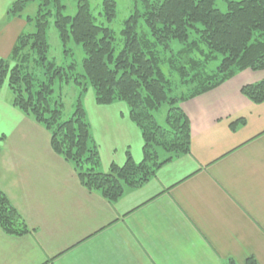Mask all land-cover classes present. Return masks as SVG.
Returning <instances> with one entry per match:
<instances>
[{
    "label": "crops",
    "instance_id": "crops-1",
    "mask_svg": "<svg viewBox=\"0 0 264 264\" xmlns=\"http://www.w3.org/2000/svg\"><path fill=\"white\" fill-rule=\"evenodd\" d=\"M0 0V63L31 24ZM264 79L246 69L184 101L191 149L112 203L87 190L50 133L0 90V188L29 231L0 228V264H264V102L243 95ZM84 105L102 171L143 159V138L123 103ZM245 119L232 129L231 123ZM3 138V139H2ZM162 156H165L162 152Z\"/></svg>",
    "mask_w": 264,
    "mask_h": 264
},
{
    "label": "trees",
    "instance_id": "trees-1",
    "mask_svg": "<svg viewBox=\"0 0 264 264\" xmlns=\"http://www.w3.org/2000/svg\"><path fill=\"white\" fill-rule=\"evenodd\" d=\"M76 1L74 15L63 13L62 0L12 3L9 16H22L31 2H37L38 9L35 16H25L35 28L22 32L10 56L1 60L0 90L7 85L13 105L50 133L53 150L73 165L87 190L114 203L126 189L141 187L164 164L190 152L191 126L181 106L184 101L246 69L264 70V0H228L227 11L219 9L216 0H143V11L125 20L119 49L108 25L116 16V1H102L100 23L89 0ZM52 17L64 52H69L71 42L81 45L85 56L80 67L75 60L61 65L49 57L47 31ZM140 17L148 32L138 30ZM174 41L180 44L177 49ZM56 83L59 89L73 84L80 91L69 116ZM176 86L180 91L174 93ZM89 89L98 104H127L130 118L142 132V161H134L128 153L123 165L100 169L99 147L82 102ZM241 91L253 103H263L264 79L244 85ZM165 104L168 111L161 120L156 113ZM244 123L238 119L231 123L232 129ZM0 228L9 235L29 231L1 188ZM228 264L237 263L231 259ZM247 264L257 261L251 257Z\"/></svg>",
    "mask_w": 264,
    "mask_h": 264
},
{
    "label": "rangeland",
    "instance_id": "rangeland-1",
    "mask_svg": "<svg viewBox=\"0 0 264 264\" xmlns=\"http://www.w3.org/2000/svg\"><path fill=\"white\" fill-rule=\"evenodd\" d=\"M66 8L63 10V13L68 15H74L77 11V1L76 0H62ZM90 5L92 8V13L94 14L96 21L98 23L104 21V17L100 14L102 10V1L103 0H89ZM116 1V16L113 19L112 22L107 24L113 29L115 32V40L114 44L119 49L122 47L123 41H122V35L121 30L124 27L125 20L131 15L134 14L137 10L140 12L143 11V0H115ZM216 6L221 9L222 11H227L228 9V0H216ZM38 9V3L37 2H31L28 7L25 10V14H29L31 16H35ZM138 30L140 32H148V27L143 23V19L140 17L138 22ZM34 25H31L28 29H34ZM48 40L50 44V53L49 57L53 59L56 63L64 65L72 60H75L78 63V67H80V63L83 60V57L85 56L81 45H77L73 42H71L68 46L70 49L69 52H64V49L62 47V44L60 42L58 32L56 30V27L54 25V18L52 17L49 21L48 26ZM180 44L177 41H174V46L177 49V46ZM73 52V53H70ZM217 64V63H216ZM215 64V65H216ZM59 83L55 84L56 91L58 93H61L63 96V100L65 101V112L69 116L73 113L75 109V105L77 102V99L80 96L79 89L73 85V84H66L62 88H60ZM93 94L94 91L92 89H89ZM179 87L176 86V89L174 90V93L179 92ZM86 95V94H85ZM95 96V95H94ZM83 105L84 99H83ZM123 103L127 106L126 103L117 101L114 103ZM112 103V104H114ZM101 105V104H100ZM110 105V104H107ZM85 107V105H84ZM86 109V108H85ZM168 111V105H163L160 110L156 113L157 117H159L161 120L164 118ZM87 113V112H86ZM130 114V112H129ZM88 117V116H87ZM89 120V117H88Z\"/></svg>",
    "mask_w": 264,
    "mask_h": 264
}]
</instances>
